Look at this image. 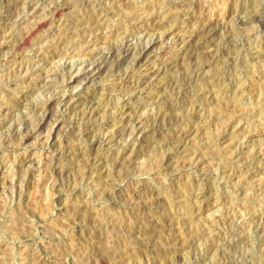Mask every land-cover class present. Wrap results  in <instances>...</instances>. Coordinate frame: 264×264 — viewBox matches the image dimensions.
<instances>
[{
    "label": "rangeland",
    "instance_id": "374dc122",
    "mask_svg": "<svg viewBox=\"0 0 264 264\" xmlns=\"http://www.w3.org/2000/svg\"><path fill=\"white\" fill-rule=\"evenodd\" d=\"M263 5L0 0V264H264Z\"/></svg>",
    "mask_w": 264,
    "mask_h": 264
},
{
    "label": "bare ground",
    "instance_id": "6f19581e",
    "mask_svg": "<svg viewBox=\"0 0 264 264\" xmlns=\"http://www.w3.org/2000/svg\"><path fill=\"white\" fill-rule=\"evenodd\" d=\"M264 6V5H263ZM262 6V7H263ZM204 8V7H203ZM262 9V8H261ZM261 12V11H260ZM251 14H253V13H251ZM256 14V13H255ZM260 14V13H259ZM249 15V14H248ZM257 15H258V12H257ZM262 16V15H261ZM252 17V16H251ZM256 17V16H255ZM248 18V17H247ZM250 18V17H249ZM253 18V17H252ZM261 18H263V17H261ZM261 21V20H260ZM208 22V21H207ZM43 21H38V22H36V26L37 27H39V26H42L43 25ZM242 23V22H241ZM258 23V22H257ZM212 24V23H211ZM211 24H205L206 25V29H207V31L210 29V26H212ZM246 24V23H245ZM204 25V26H205ZM215 25V24H214ZM242 25V24H241ZM34 26H35V24H34ZM201 26V25H200ZM246 26V25H245ZM202 28V27H201ZM213 28V27H212ZM118 29V28H117ZM214 29V28H213ZM200 30V29H199ZM202 30H203V28H202ZM211 32V31H210ZM209 33V32H208ZM160 37H162V36H160ZM163 40V39H162ZM25 42V41H24ZM135 46V45H134ZM131 47V46H130ZM116 49H118V48H116ZM133 49V48H132ZM134 49H135V47H134ZM111 50V49H110ZM130 50V48H127V50L126 51H129ZM197 50V49H196ZM113 51H115V49H113ZM113 51H112V54H113ZM133 51V50H132ZM143 51V50H142ZM141 52V51H140ZM193 53V52H192ZM196 53H197V51H196ZM107 54H109V53H107ZM110 55V54H109ZM109 55H107V56H109ZM112 56H114V55H112ZM191 56V55H190ZM203 56V55H202ZM106 57V56H105ZM199 57V56H198ZM198 57H194L195 59H197ZM193 58V59H194ZM205 58V57H204ZM111 59V58H110ZM140 59V58H139ZM191 60H193L192 58H190ZM200 59V58H199ZM201 59H203V58H201ZM192 63H193V61H191ZM204 62V61H203ZM103 63V62H102ZM94 65V64H93ZM92 66V65H91ZM89 66V68H86L85 70H83V76H84V78L86 79V78H89V80L91 79H93L97 74H99L103 69H104V67L103 66H101L100 65V63H99V65H96V63H95V65L94 66ZM190 71V70H189ZM191 73H192V71H191ZM189 74V73H188ZM80 76V75H79ZM192 76V75H191ZM174 80V79H173ZM188 81H189V79H188ZM183 83H185V81L183 82ZM189 82H187V84H188ZM186 84V83H185ZM186 84V85H187ZM184 88V87H183ZM135 91V90H134ZM184 93V92H183ZM76 98V97H75ZM76 100H74L73 102H75ZM91 102V101H90ZM88 103V102H87ZM85 105V104H84ZM90 105H92V104H87L86 106H83L84 108H82V111H83V113H92V107L90 106ZM71 105H69V107H70ZM73 106V105H72ZM95 106V105H94ZM96 107V106H95ZM46 108H50L49 107V104L47 105V107ZM160 108V107H159ZM170 108V107H169ZM95 109V108H94ZM168 109V108H167ZM173 109V108H172ZM171 109V110H172ZM48 110V109H47ZM163 110V109H162ZM52 111V110H51ZM82 111L80 112V113H82ZM94 111V110H93ZM168 112H169V110H168ZM167 113V112H166ZM165 113V114H166ZM171 113V112H170ZM165 114H163L164 115V117L163 118H165ZM90 115V114H89ZM88 115V116H89ZM169 115V114H168ZM81 116H83L82 114H81ZM85 116V115H84ZM167 116V115H166ZM90 117V116H89ZM88 117V118H89ZM172 117V116H171ZM169 118V117H168ZM170 119V118H169ZM168 119V120H169ZM139 121V120H138ZM141 122H142V120H141ZM140 122V123H141ZM136 123V122H135ZM141 125H142V123H141ZM137 126V125H136ZM136 126L134 127V128H136ZM137 127H140L139 125L137 126ZM144 127V126H143ZM140 130V129H139ZM143 130V129H142ZM138 131V130H137ZM142 132V131H141ZM24 133V132H23ZM22 133V134H23ZM29 134V133H28ZM24 135H25V133H24ZM128 139V138H127ZM92 164V163H91Z\"/></svg>",
    "mask_w": 264,
    "mask_h": 264
}]
</instances>
